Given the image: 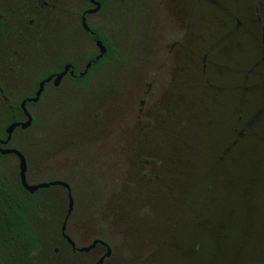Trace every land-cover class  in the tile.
Masks as SVG:
<instances>
[{"label":"flooded vegetation","instance_id":"1","mask_svg":"<svg viewBox=\"0 0 264 264\" xmlns=\"http://www.w3.org/2000/svg\"><path fill=\"white\" fill-rule=\"evenodd\" d=\"M166 1L0 0V114L16 118L9 121L5 128L13 122L27 119L22 103L31 115V124L26 128L17 126L6 143L1 142L6 139L4 128V135L0 137V150L16 149L23 155L28 184L60 180L69 185L54 184L29 192L21 184L19 156L14 152H0V203L11 205L16 190L26 209L24 232L21 238L17 237L16 244L22 246V264H31L32 261H35L34 264H46L45 259L41 258L45 253L55 259V264H111V256L123 252L133 253L140 258L147 250L152 251L149 245L138 251L132 249L120 233L121 221L110 217L109 213L102 216L99 213L105 203L124 208L130 206L128 195L137 190L134 189V183L126 178L129 171L136 170L150 189L153 181L150 176L155 169V162L162 158L158 154L155 136L150 135L155 146L154 153L137 149L129 136L134 134L140 137L148 133L138 132L135 123L144 120L145 127H150L149 116L157 108V97L171 82V73L179 65V60H174L170 51L176 46L184 48L189 45L190 34L197 28L191 15L181 23L175 21L168 14ZM237 1L176 0L178 5L188 10L193 8L201 11L205 28L218 34L212 44L206 43L194 53V62L201 67L212 94L220 95L224 89H228L221 74L223 70L234 71L232 53L241 39V31L249 33L257 46L254 61L245 71L240 92L245 95L258 90L264 94V0H249L247 15L238 11ZM131 5L150 16L144 20L142 29L151 50L135 59L133 81L119 77L111 86L113 91H121L122 107L108 113L106 125H100L102 131L96 130L92 151L89 144H81L74 153L67 148H55L52 152L38 150L39 156L33 154L27 147L30 144L26 134L33 127L35 115L45 99L83 93L95 80L96 71L103 67L112 68L108 66L110 64H114V67L124 62L119 31L125 9ZM101 48H105V52L98 57ZM149 60L155 64L153 70L148 68ZM141 65H144V71ZM211 69L212 73L215 69L219 75L212 77ZM250 77H255L259 82L248 81ZM39 89L38 99L33 101ZM233 89L236 91V87ZM263 112L264 103L240 128L237 118L231 122L230 141L208 164L207 176L214 178L207 182L208 187L218 186L217 177L234 176L230 167L234 165L231 163L234 162L233 152L238 140L252 134L253 124ZM16 131L25 135L21 144L13 138ZM32 150L37 153L36 148ZM124 151H129L132 163L126 162ZM63 160L67 161L65 165L62 164ZM101 165L105 167V172L94 186L89 209L75 216L72 200V208L68 212L69 193L72 191V175L68 172L78 166L99 168ZM149 166L152 167L150 170ZM61 170L68 172L63 175L57 173ZM219 184L223 188L222 183ZM93 202L96 203L89 211ZM134 203L139 207L144 206V203ZM50 206L60 208V212L53 214L55 212L48 210ZM31 208L36 210L37 216L30 213ZM47 222L54 224L52 234H47L48 239L42 234ZM207 223L211 224L210 221ZM194 245L191 249L180 251L181 258L187 259L199 252L200 247ZM13 247L12 230L7 227L5 234L0 236V263L12 255Z\"/></svg>","mask_w":264,"mask_h":264},{"label":"rangeland","instance_id":"2","mask_svg":"<svg viewBox=\"0 0 264 264\" xmlns=\"http://www.w3.org/2000/svg\"><path fill=\"white\" fill-rule=\"evenodd\" d=\"M166 9L180 23L191 15L197 28L190 34L189 45L176 46L170 51L174 60H179V65L171 73V82L157 97V108L149 116L150 127H145L144 120L135 123L138 132L148 133L140 137L129 136L137 149L149 153H154L155 147L150 135L155 136L162 158L155 162L150 189L136 170L129 171L126 178L137 190L128 195L130 206L124 208L105 203L99 213L101 216L109 213L110 217L121 221L120 233L132 249L138 251L149 245L152 251L147 250L140 258L123 252L111 256V264H264V112L253 124L252 134L238 140L233 152L236 157L231 163L234 165L230 167L234 176L216 178L223 188L219 183L215 187H208L207 183L214 179L207 176L208 164L230 141L231 122L237 118L240 128L264 103V94L258 90L245 95L240 92L245 71L254 61L257 43L249 33H239L241 39L232 53L234 71L223 70L221 74L228 89L214 95L201 67L194 62V53L202 45L212 44L218 34L205 28L201 21L203 15L197 9L188 10L176 0H167ZM237 9L247 15L249 0H238ZM148 18L150 16L143 10L128 6L119 31L124 62L96 71L95 80L83 93L45 99L35 115L33 127L26 134L30 144L27 147L33 154L39 156L38 150L52 152L55 148H67L74 153L81 144H89L92 151L96 130L102 131L100 125H106L108 113L122 107L121 91L115 92L111 86L119 77L133 81L135 59L151 50L142 29ZM147 63L149 70H153V61ZM141 70L144 71V65ZM210 72L212 77L219 75L215 69ZM248 81L259 82L255 77ZM24 137L20 131L13 134L19 144ZM32 148H36L37 153ZM124 154L126 162L132 163L129 151ZM66 162L63 160L62 164ZM151 168L149 166V170ZM104 172L102 165L99 168L78 166L68 172L72 175L75 216L89 209L94 186ZM134 202L144 203V206L140 208ZM51 208L47 209L55 212L53 214L60 212V208ZM209 221L211 224L207 223ZM52 228L53 222H47L42 231L45 238L52 234ZM193 244L200 247L199 252L187 259L181 258L179 252L193 248ZM41 258L46 264H55V259L48 253Z\"/></svg>","mask_w":264,"mask_h":264},{"label":"trees","instance_id":"3","mask_svg":"<svg viewBox=\"0 0 264 264\" xmlns=\"http://www.w3.org/2000/svg\"><path fill=\"white\" fill-rule=\"evenodd\" d=\"M15 119V116L0 114V137L4 135V128L7 123ZM1 204L2 203H0V205ZM2 205L3 206H0V236L1 234H5L7 227L11 228L14 247L12 249V255H9L7 258L3 259L0 264H22V246L21 244L16 246V244L18 242L17 237L19 236L21 238L22 233L24 232L23 220L25 218L26 209L23 206V199L19 195V193L14 190L12 204L9 206H6L4 204ZM29 211L32 215L37 216L36 210H33L31 208ZM30 250L31 247L29 251Z\"/></svg>","mask_w":264,"mask_h":264},{"label":"water","instance_id":"4","mask_svg":"<svg viewBox=\"0 0 264 264\" xmlns=\"http://www.w3.org/2000/svg\"><path fill=\"white\" fill-rule=\"evenodd\" d=\"M104 52H105V48H101L98 57L102 56L104 54ZM40 91H41V89H39L37 91V93H36V96L34 98H32L33 101H36L38 99ZM22 107L24 109V113H25V116L27 117V119L25 121H22V122H13V123L9 124L5 128L6 139L2 140L1 141L2 143L8 142V140L12 136L13 130L17 126H21V128H26V127H28L31 124V115L25 109L24 103H22ZM0 152L3 153V154L4 153L14 152V153H16L19 156V159H20V180H21V184L29 192H33L34 190H36L37 188H40V187H46V186L54 185V184H62L64 186H66V187H69V185L66 182L60 181V180L53 181V182H50V183L28 184L27 181H26V177H25L26 166H25V159H24L23 155L16 149L0 150ZM71 208H72V197H71V194L69 193V209H68V212L71 211Z\"/></svg>","mask_w":264,"mask_h":264}]
</instances>
